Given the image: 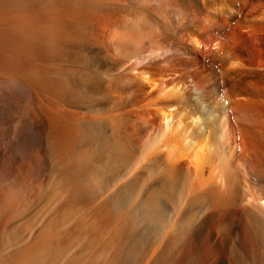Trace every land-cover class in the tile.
Here are the masks:
<instances>
[{
  "label": "bare ground",
  "instance_id": "bare-ground-1",
  "mask_svg": "<svg viewBox=\"0 0 264 264\" xmlns=\"http://www.w3.org/2000/svg\"><path fill=\"white\" fill-rule=\"evenodd\" d=\"M0 264H264V0H0Z\"/></svg>",
  "mask_w": 264,
  "mask_h": 264
}]
</instances>
